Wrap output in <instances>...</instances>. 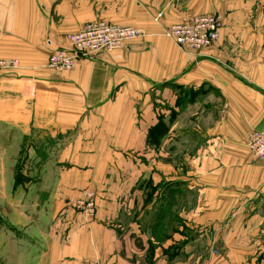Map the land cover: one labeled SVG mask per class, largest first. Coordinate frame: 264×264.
Wrapping results in <instances>:
<instances>
[{"label":"crops","instance_id":"1","mask_svg":"<svg viewBox=\"0 0 264 264\" xmlns=\"http://www.w3.org/2000/svg\"><path fill=\"white\" fill-rule=\"evenodd\" d=\"M208 14L222 26L202 52L163 34ZM95 18L145 35L49 68L66 34ZM0 58L20 63L0 74V264H264V160L248 148L264 130V0H0ZM160 104L167 117L183 108L167 135L191 139L167 140L187 166L176 178L173 165L163 189L158 154L142 151ZM58 136V168L16 184V156L30 144L38 161V145ZM89 192L93 216L76 206Z\"/></svg>","mask_w":264,"mask_h":264},{"label":"built area","instance_id":"2","mask_svg":"<svg viewBox=\"0 0 264 264\" xmlns=\"http://www.w3.org/2000/svg\"><path fill=\"white\" fill-rule=\"evenodd\" d=\"M222 17L218 14L198 15L182 23L169 26L165 35L190 53L202 52L218 40ZM144 33L137 28L123 26L104 20L85 23L79 30L67 34L65 45L49 55L47 66L58 72L72 70L78 61L93 57L100 51H112L125 45ZM20 69L16 58H0V74ZM249 147L258 157L264 159V130H253L249 136ZM77 207L91 215L94 203L81 201Z\"/></svg>","mask_w":264,"mask_h":264},{"label":"rangeland","instance_id":"3","mask_svg":"<svg viewBox=\"0 0 264 264\" xmlns=\"http://www.w3.org/2000/svg\"><path fill=\"white\" fill-rule=\"evenodd\" d=\"M94 20H104V21L115 23V24H119V25H123V26H130V27L136 28V27H134L132 25H129V24H123V23L121 24L116 19L95 18V19L90 20V21H94ZM87 22H89V21H87ZM87 22H85V23H87ZM137 29H140V28H137ZM76 31H73V32H76ZM165 31L163 32L164 36H166L165 35ZM70 33H72V32H70ZM67 34H69V33H67ZM67 34L65 36V40H66ZM144 35H145V33H144ZM167 38H169V37H167ZM169 39H171V38H169ZM171 41H173V43L176 45V47H178L180 50H182L184 52H188V51H185L183 48H181L179 45H177L174 40L171 39ZM120 48H117V49H120ZM117 49H114V50H117ZM114 50H112V51H114ZM192 53L197 54L198 52H192ZM177 109H179V111H174V114H175L174 118L175 119L177 118L179 113L181 114V112L183 110L182 107H179ZM159 114H160L159 117H163V120L166 123L168 122V120L170 121L172 119L171 118V114L172 113L169 114V117H167V106H166V104H160ZM197 117H199V119H201V120L202 119L205 120L204 116L202 114H200V113H199V115L198 114L196 115V118ZM203 123L207 124V122H205V121ZM257 130H259V129H257ZM106 131L109 132V134L111 133V142L112 143L114 141L117 142L116 140H123L122 139L123 137L118 138L116 136L118 133L121 132V130L111 129V130H106ZM177 133L178 132H175V135L173 133H171L169 136L167 134L165 136H163L161 138V142H160V144L158 146L149 144L148 143V138H147V146L144 147L143 150H142L143 154H149L150 149L153 148V151H155L158 154V166H157L158 169L157 170H153V173H156V175H157L156 176V178H158V181H157L158 183L157 184L160 187V189H163V187H166L167 185H169L170 181H172V179H170L168 177L173 178V176H174V171L171 168L173 165H174V169H175V175H176L175 177L176 178L181 176L183 172H186L187 163L182 160L183 159L182 154L181 153H177V148L176 147L175 148L174 147H169L168 144H167V140H191V139L190 138L184 139L183 136H181L179 133L178 134ZM99 135H100V133H98V137H94L93 139L94 140H101ZM54 140H64V139H63L62 136H58V139H53V138H49L48 137L45 140H43L42 143H40V145H38L39 146L38 150L35 151V155H38V158H37L38 161L35 160V161L32 162V160H30V157H29L30 153L28 151L30 149V147H31L30 144H28V146L26 148V151L23 148L22 152H20L18 154V156H16L15 170H16V174H19V176L21 177L20 183H24L26 181L34 183L35 181L38 180V177H40V175L44 172L42 170V168H44L46 166H47L46 167V171H48L49 169H54L56 167L58 168V150L55 149L56 145H55ZM126 140H128V139H126ZM192 140H205V138L204 137H199V138L194 137ZM4 147H6V146H4ZM248 148H249V151L252 153V155L254 157H256L258 159H261V160H264V159L256 156L251 151V149L249 147V138H248ZM125 154H126V158H128V156H130V154L134 155L136 153H135L134 150L127 149ZM130 160H131V162H130L131 164H135L136 163L134 158H130ZM130 160L129 159L127 160L128 164H129ZM142 162H143L144 165H149L150 164V160L146 159L145 157L142 159ZM24 173L27 174L28 176L24 175ZM46 179H47L48 182H50L54 178L48 176ZM111 179L113 181H116V180H114L115 178H113V177ZM154 182L155 181H152V179L150 177H146L143 180L138 182V184H140L142 187H145V190H144V193H143L144 199L148 195L147 191H150L151 187L154 185ZM97 195L98 194L96 192H89L88 194L85 195L84 198L80 197L78 200H76V206L82 200L83 201H85V200L92 201L94 203V207L95 208H94V212L90 216L95 215L96 208H97L96 207V197H97Z\"/></svg>","mask_w":264,"mask_h":264},{"label":"trees","instance_id":"4","mask_svg":"<svg viewBox=\"0 0 264 264\" xmlns=\"http://www.w3.org/2000/svg\"><path fill=\"white\" fill-rule=\"evenodd\" d=\"M174 112L172 114V118L174 117ZM168 132V128L166 123L163 120V117L159 118V122L149 130L148 133V143L152 145H159L161 142V138L165 136ZM21 181V177L19 174H16V184H19Z\"/></svg>","mask_w":264,"mask_h":264}]
</instances>
